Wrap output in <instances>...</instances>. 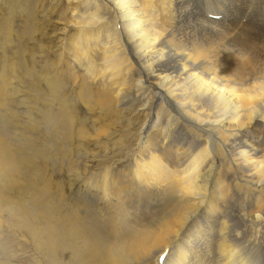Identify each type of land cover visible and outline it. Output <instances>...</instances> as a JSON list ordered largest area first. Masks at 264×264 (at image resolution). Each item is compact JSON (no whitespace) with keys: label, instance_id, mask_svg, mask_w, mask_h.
I'll use <instances>...</instances> for the list:
<instances>
[{"label":"bare ground","instance_id":"6f19581e","mask_svg":"<svg viewBox=\"0 0 264 264\" xmlns=\"http://www.w3.org/2000/svg\"><path fill=\"white\" fill-rule=\"evenodd\" d=\"M258 2L67 0L78 89L30 80L37 133L12 145L0 92V213L45 264H264V25L248 23ZM33 7H15L18 43ZM12 27H1L3 55ZM12 53L22 83L29 69ZM76 106L108 123L132 107L152 119L111 143L104 126L87 134Z\"/></svg>","mask_w":264,"mask_h":264},{"label":"rangeland","instance_id":"374dc122","mask_svg":"<svg viewBox=\"0 0 264 264\" xmlns=\"http://www.w3.org/2000/svg\"><path fill=\"white\" fill-rule=\"evenodd\" d=\"M22 1L23 0H0V36L2 35V32L5 30L4 28H1L2 25H5V23H9L13 25L12 27L13 34L11 33V41L13 43H9L5 47L3 45V49L5 51L4 55L2 53V49L0 48V53H2L0 54V72L1 69L4 67L3 68L4 71L2 70V74L3 73L4 74L2 75L0 73V92H3L4 95H9L7 99V102H9V104L5 109L6 112L5 117L7 122L6 135L8 136L6 138L9 142H11V145L14 143L15 137L16 139L19 137L18 141L20 143H24L26 142V140H30V137H32L30 140L32 141L33 137L35 138V135L37 133V131L35 130H30V127L28 125L29 120H27V115H29L30 119L34 120L32 121L33 123L37 121L36 114L32 108L33 106L31 103H28V100H30L31 97L28 96L29 97L28 98L26 93L24 92L25 89H28L26 88V86L27 87L29 86L28 84L31 83L30 80L33 82L34 85L37 86L38 89L47 88L43 80H48L49 83L53 81L60 82L61 85H63L62 86L63 89H78L77 85L74 86L72 83L70 84V80L69 81L67 80L69 79V77L73 75V73L79 76L77 74L78 72H76V68L72 67L71 64L72 60L70 58V55L67 54L69 46L72 44V41H75L76 39L75 34L77 32V30L72 27L71 18H69L70 17V14H68L69 4L67 3V0H28L30 6L32 5L34 6L33 9H31L32 25L28 28L27 34L26 35L24 34L26 38L24 37H23L24 39L21 38V40L22 39L23 40L19 41L18 43V41L16 40L17 39L16 34L20 36L24 31V27L23 28L21 27L20 29L19 26L20 22L17 21L16 17H14V13H15V7L18 6ZM250 1L254 5L259 0H250ZM262 2L264 1L262 0L261 2H258V6L257 7L255 6L253 15L251 17L253 18V20L249 19L248 22L249 24L264 25V19L263 21H260V19L264 18V12H263L264 3ZM61 13L62 16L64 17L67 16V18L63 20H59L58 15ZM254 15L255 16L257 15L256 16L257 18ZM1 43L3 42L0 41V44ZM16 49H21L22 51L20 55V57L22 58L21 61L23 62L24 60L25 63V65H23V63L21 65V62L18 60L19 64L21 65V67L24 66L27 67L26 70L29 69L28 71L32 73L30 72L28 73V71L26 73L29 76L30 74H32L33 76V77L30 76L31 78H28L29 76H27V78L24 79L22 78L23 80L22 83L20 82V80L18 81V78L19 77L21 78L23 76V72L20 73V69L18 68L19 69L18 70L16 68V66L18 67V65L16 64L15 61H13V60L17 61V59H20V58H15V56L12 53V51H15ZM2 58L5 59V62H3L4 59ZM1 62L3 63V67ZM7 64L10 65V67H8ZM11 64L12 66H15L16 68L15 72H11L12 71ZM5 67L6 69L9 68L10 69L6 70ZM71 68H73L74 71ZM45 72L48 74L46 75ZM78 83H80V81H78ZM12 90H15L14 93L13 92L11 93ZM9 93H11V96ZM11 98L14 100L12 101ZM11 101L14 102V104ZM76 108L77 109L75 110L81 111L79 112V115L86 117L88 113L86 114L82 106L81 107L76 106ZM132 109L133 107L128 110L120 112V114L113 113L111 115V119L109 123L103 121V119L101 118L104 117L102 116L103 111L101 110L94 111L95 113L93 115H91V113L88 114L87 118H89L88 123L90 124L89 127L90 133L87 134L93 136L94 133L95 134L98 133L100 137H103L102 134L100 133V128L105 127V129H107L108 132L113 131L111 136L112 137L111 143H112L118 140L119 138L122 139L125 134L126 135L132 134V132H134L135 130H136L135 133H137L138 130H140L138 126L143 122L144 126L141 128V131L138 133V136L141 135V132L146 128V125L149 124L150 119H152V112L151 114L149 113V119H148V117H146L147 112L141 114L132 111ZM0 111H2V108H0ZM99 114H100V118H99ZM96 119L97 122L94 121L95 123L92 124L91 121ZM126 119H129L128 124ZM0 122L3 123L2 121ZM119 122H121L120 128H119L120 126ZM114 146L119 147L118 144L116 143L114 144ZM88 148H91V146L87 147L86 151L89 150ZM109 148L110 145L109 147H107V149ZM94 154L99 155L100 153L96 151L94 152ZM10 197L12 199L20 198V196L17 193L11 195ZM0 210L3 211L2 209ZM6 217H7L6 213L4 212H2V214L0 213V264H42V263L45 264L43 259H41V257L36 252H34L32 248L28 246L29 244L26 243L27 241H25L24 236H21L17 228V225L15 223L8 224L6 221Z\"/></svg>","mask_w":264,"mask_h":264}]
</instances>
